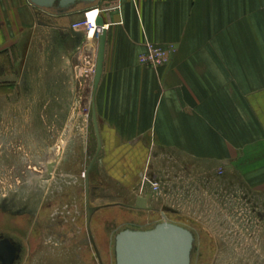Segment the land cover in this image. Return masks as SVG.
<instances>
[{
    "label": "crops",
    "instance_id": "0c3cea01",
    "mask_svg": "<svg viewBox=\"0 0 264 264\" xmlns=\"http://www.w3.org/2000/svg\"><path fill=\"white\" fill-rule=\"evenodd\" d=\"M102 2H77L62 11L58 3L41 9L30 0H0L4 96L18 90L22 104L33 98L36 120L48 114L59 119V105L70 107L78 99L73 64L87 38L72 24ZM119 3L120 8L106 3L111 6L102 14L108 28L104 70L96 94L94 74L85 95L95 103L102 140L90 172V196L96 168L115 184L134 190L151 161L189 157L202 171L209 167L227 180H241L264 201V0ZM80 31L84 34H75ZM145 41L173 44L176 51L158 68L141 65ZM91 45L94 49L93 41ZM96 45L97 63L99 40ZM64 116L73 122L56 165L62 176L77 179L92 143L82 133L78 115ZM92 131L95 149L83 171L97 151L93 122ZM141 211L146 212L145 225L151 212ZM97 231L94 239L101 254L110 247L114 257L113 238L104 244L103 231Z\"/></svg>",
    "mask_w": 264,
    "mask_h": 264
},
{
    "label": "rangeland",
    "instance_id": "374dc122",
    "mask_svg": "<svg viewBox=\"0 0 264 264\" xmlns=\"http://www.w3.org/2000/svg\"><path fill=\"white\" fill-rule=\"evenodd\" d=\"M110 1L103 0L99 5L101 15L110 8L106 4ZM85 19L84 14L76 22ZM98 38L87 36L78 52L77 63L73 64L78 99L70 107L59 105V119L48 114L45 120H36L33 98L31 103L22 104L18 90L5 97L0 81V229L25 241L26 254L19 264H99L90 239L83 171L95 149V139L90 141L92 104L90 95H85L93 84L90 69L96 61ZM81 67L85 72L87 68V76H77ZM46 110L51 111L49 106ZM87 111L88 142L92 143L88 159L77 179L62 176L56 165L60 158L53 162L59 143L65 142L64 150L68 145V125L73 121L64 115H76V119L78 112ZM204 168L202 171L200 163L189 157L156 158L134 190L115 184L96 168L91 174L95 191L90 204L102 208L90 222L93 236L99 237L97 230L101 229L102 241L108 245L120 230L150 228L167 215L177 223L202 229L214 264H264V222L258 220L264 201L250 194L241 180L232 182ZM146 176L158 181V190ZM136 194L147 197L154 209L144 210L151 212L152 219L145 225L146 212L133 208ZM199 239L197 234L193 249ZM111 250L107 247L106 255L101 254L105 264H115Z\"/></svg>",
    "mask_w": 264,
    "mask_h": 264
},
{
    "label": "water",
    "instance_id": "95a60500",
    "mask_svg": "<svg viewBox=\"0 0 264 264\" xmlns=\"http://www.w3.org/2000/svg\"><path fill=\"white\" fill-rule=\"evenodd\" d=\"M83 1L94 4L98 0H30L32 4L41 9L54 8L56 3H58V8L62 11L67 10L77 2ZM96 23L101 28V33L99 34L98 55L93 85L95 94L104 70L108 32L102 15L97 18ZM75 34L82 35L84 32H75ZM92 122L98 146L93 159L85 171L87 221L90 238L99 264H105L90 228L92 216L100 208V206H92L90 204V172L102 149L95 103L92 106ZM133 208L137 210H153V206L149 204L148 198L142 195L136 197ZM195 239V234L190 228L169 220L160 221L150 228L127 227L115 235V264H191ZM17 249L9 238H5L0 242V259L4 260V264H15Z\"/></svg>",
    "mask_w": 264,
    "mask_h": 264
},
{
    "label": "built area",
    "instance_id": "2783aa9c",
    "mask_svg": "<svg viewBox=\"0 0 264 264\" xmlns=\"http://www.w3.org/2000/svg\"><path fill=\"white\" fill-rule=\"evenodd\" d=\"M112 1L114 3L113 8H120V3H119L120 0H112ZM99 5L100 4H97L96 6L88 8L85 12V15H86L85 21L73 23L72 28L82 29L84 32H86L87 36H90L91 34L99 35L101 33V28H99L98 25H94L93 22L88 17V14L90 13L92 9L96 8L100 11V9L98 8ZM100 14H101V11H100ZM175 51H176V46L173 44L162 46L159 44H154L149 41H145V50L142 51L139 55V63L141 65L158 68L162 66L163 64L168 63L172 53H174ZM95 62L93 64V68L90 69V71L93 72V75L95 74V71H96ZM87 72H88L87 68L85 72L84 68L81 67L80 71L77 70L76 74L77 76L79 74L80 77H83L85 75L86 76L88 75ZM77 115L80 117V120H81V131L82 133H84V135H86L88 132L87 128H88L89 113L88 111L83 112V113L78 112ZM84 176H85V173H84ZM145 178H147V176ZM147 180L151 183L152 187H154L155 190L159 189L158 181H155L152 178H147Z\"/></svg>",
    "mask_w": 264,
    "mask_h": 264
},
{
    "label": "flooded vegetation",
    "instance_id": "af4514ba",
    "mask_svg": "<svg viewBox=\"0 0 264 264\" xmlns=\"http://www.w3.org/2000/svg\"><path fill=\"white\" fill-rule=\"evenodd\" d=\"M154 211V209L152 210V212ZM258 215H259V221L260 222H264V210L262 212L258 211ZM166 218H164L165 220H169V221H174L171 218H168L167 215H165ZM188 228H190L194 234H195V241H197V234L199 235L200 239L198 240V245L195 247V249H193L192 251V261L191 264H214V262H212L214 260V258H210V256H208V251L209 249L206 248V242L204 238H202V229L201 228H197L195 226H188ZM5 238H9L11 240V242L13 244H15V246L18 248L16 255H17V259L15 264H19L23 258L24 255L26 254V244L25 241H23L20 237H18L17 234L15 233H9L6 232L3 229H0V242L2 240H4ZM207 249V250H206ZM210 258V259H209ZM215 261V260H214ZM4 260L0 259V264H4Z\"/></svg>",
    "mask_w": 264,
    "mask_h": 264
},
{
    "label": "bare ground",
    "instance_id": "6f19581e",
    "mask_svg": "<svg viewBox=\"0 0 264 264\" xmlns=\"http://www.w3.org/2000/svg\"><path fill=\"white\" fill-rule=\"evenodd\" d=\"M99 8V7H98ZM101 14H100V11L98 10V9H92L91 11H90V13L88 14V17L90 18V20L93 22V24L94 25H97V23H96V21H97V18L100 16ZM95 35H93V34H91L90 36H88L89 38H92V37H94ZM99 39V38H98ZM64 145H65V142L63 141V142H61V143H59V146L57 147V149H56V153H55V156L57 157V158H55V160H54V162L53 163H55V161L58 159V158H60L61 156H62V154H63V150H64ZM59 161V160H58ZM49 167V166H48ZM50 168V167H49ZM46 179V178H45ZM44 180V179H43ZM48 180V179H47ZM47 182V181H46ZM42 185V184H41ZM48 191V190H47Z\"/></svg>",
    "mask_w": 264,
    "mask_h": 264
}]
</instances>
